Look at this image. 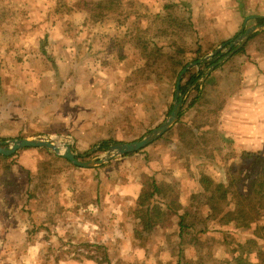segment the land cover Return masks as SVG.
<instances>
[{"label":"crops","instance_id":"0c3cea01","mask_svg":"<svg viewBox=\"0 0 264 264\" xmlns=\"http://www.w3.org/2000/svg\"><path fill=\"white\" fill-rule=\"evenodd\" d=\"M157 2L154 1L149 8L156 9L159 6ZM170 3L173 4L170 6L164 4L163 7L168 9L165 13L158 11L148 15L152 17L151 22L154 18L157 20L156 23L162 22L166 25V32L169 33L172 44L169 50L180 52L177 43H184L183 55L179 60L183 67L179 69L176 77H173L174 101L176 82L181 71L195 62L193 60L196 57L199 59L207 57L220 46H223L222 54L227 53L230 41L245 29L256 26L255 19H264V0H173ZM49 7L52 9L48 0H0V26L4 24L12 26L16 24L15 22L21 24L22 29L19 33L22 39H35L37 43L42 41L43 46L39 52L41 56H48L56 47L58 49L55 51L63 50L67 40L73 42L71 50L74 53H77V49L85 44L87 39L91 43L106 41L107 34L99 33L97 30L99 25H106L108 22L105 15L94 18L83 7H72L64 8L62 20L49 22L43 18ZM33 13L38 15L35 19ZM140 15L142 16L143 12L136 13L135 16ZM121 25L122 22L120 24L116 19L114 26L122 28ZM68 30H72L73 33L68 34ZM162 31L158 33L162 35ZM159 38L154 43L158 47L157 52L161 54L168 49L161 45L162 40L160 36ZM101 47L99 51L104 52L106 59L112 61L116 58V62L121 63L120 66L117 65L119 70L112 82L114 85L110 84L107 78V68L99 70L104 71L103 75H100L99 71L89 72L88 76L74 72L73 76L81 77L79 87L86 92L70 101L68 106L73 109L72 112L60 113L50 109L49 99L40 100L25 95L21 100L22 95L18 92L31 88L25 83L27 75L19 77L21 82L19 86L9 88L15 92L14 96L11 94V100L8 99L9 105H6L5 97L0 99V136L11 138L10 140L33 139L45 133L52 135L47 139L56 138L60 143L70 144L75 154L78 152L84 155L89 152L88 149L103 142L113 144L136 141L140 137L139 129L143 130L148 125L145 120L144 103H141V113L138 110V102L135 103V108L132 107L128 111L133 115L132 119L129 123L127 121L123 123L122 113L126 112L121 106L123 92L114 90L119 88L123 74L127 71L125 56H128L124 50L116 51L109 47L108 43ZM99 51L97 50V53H100ZM218 54L221 53L218 52L216 57ZM203 65L192 69L199 70ZM52 69L54 72L57 71V67ZM175 69L173 68L172 76H175ZM189 72L190 69L183 74L180 85ZM99 77L102 78L103 86L100 85ZM206 77L198 84L199 88L204 84L201 91L195 92L193 87L189 91L186 90L187 95L177 121L153 142L155 148L153 146L149 149L143 148L94 168L74 166L59 154L45 148H24L10 156L0 155V252L33 250L35 249L33 246L39 242L31 243L33 234L48 232V228H45L46 223L38 222L47 214L40 216L34 210V197L30 188L34 187L32 179L37 182V179H51L58 175L57 171L55 174L52 170L56 165L63 169L61 175L65 178L71 176L70 183L66 186L64 181L55 183L58 185V191L60 188L59 194L71 199L70 205L75 207L87 205L89 206L87 209L90 210L94 208L93 204L102 208L101 205L105 203H110L114 207L116 203H120L121 209H117L121 212V218L133 221L132 226L135 229L138 225L133 211L147 184L154 181L163 188L162 196L156 197L155 202L163 210L170 212L171 200L177 193L175 196V192L165 194V188L173 187L174 190V186L184 185L185 182L189 190L187 189L188 196L184 198H190L196 191L199 192L197 183L199 175L210 168L207 156L223 155L225 149H230L232 156L263 153L264 31L254 33L238 52L217 65ZM67 78L68 81L70 77ZM55 79L57 80L56 77ZM1 84L0 69V90ZM105 84H110L108 92H104ZM50 90L55 93L53 88ZM117 98L118 103L114 102ZM172 105L173 103L169 104V113ZM130 123L131 128L127 126ZM188 162L192 164L186 168L185 163ZM44 172L50 174L46 176L43 175ZM183 175H186V178L180 181ZM19 183L24 188V195L26 192L25 196L22 195L24 199L16 195L15 190ZM68 191L72 195L68 194ZM118 195H121L123 200H120ZM44 204L42 203V206L45 212H48ZM168 216H171V213ZM110 217L119 220L118 214ZM125 227L127 230V224ZM156 229L159 228L152 229L150 234ZM0 264L13 263L5 260L0 254Z\"/></svg>","mask_w":264,"mask_h":264},{"label":"rangeland","instance_id":"374dc122","mask_svg":"<svg viewBox=\"0 0 264 264\" xmlns=\"http://www.w3.org/2000/svg\"><path fill=\"white\" fill-rule=\"evenodd\" d=\"M154 1H158L159 6L156 9H150L149 7L154 4ZM159 1L48 0L52 9L49 7L43 18L48 19L49 22L62 20L64 18L62 11L72 7H83L94 18L106 16L108 20L106 25H99L97 28L99 33L107 34L106 41L91 43L87 39L85 44L77 49V53L71 50L74 46L73 42L67 40L63 50L55 51L58 47L54 45L56 48L48 56H41L39 52L43 46L42 41L37 43L35 39H22L19 33L22 29L21 24L15 22L16 24L12 26L1 25L2 90H0V99L5 97L6 105H9L11 94L13 96L15 94L9 89L10 86H19L21 83L19 77L23 78L27 75L25 83L31 89H25L27 91L22 89L18 92L22 95L21 100L25 95L40 100L49 99L50 109L60 113L72 112L73 109L68 106L70 101L74 100L77 95L82 96L86 92L79 87L81 77L73 76L74 72L88 76L89 72L96 73L107 68V78L110 80V84H113L112 82L117 77L119 70L117 67L121 63L116 62V58L109 61V58H105L104 52L99 51L102 45L108 43L109 47L116 51L124 50L128 56H125L127 71L123 74L119 88H114L116 91L123 92L121 106L126 112L122 113V122L129 123L132 119L133 115H130L128 111L134 107L135 103L138 102L140 113L141 103H144L145 120L148 125L144 127V131L139 129L140 137L136 139L139 140L156 128L169 114V104L173 103L172 72L173 68H176L180 56L183 55L184 43H177L178 50L181 49L180 52L169 50L172 44L169 40V33L166 32V25L162 22L156 23L157 20L154 18L151 22L152 17L148 14L158 11L163 14L168 10L163 7L164 4L165 6L173 4L170 3L173 0H164V3ZM142 12V16H135L136 13L142 14ZM37 16L33 13V19ZM116 19L120 24L122 22V28L114 26ZM38 30L40 31V29ZM158 31H162V35ZM67 33L71 35L73 32L68 30ZM159 36L162 40L161 45L168 49L162 53L163 55H159V52L158 54L153 53L158 49L154 42L160 39ZM153 43L154 45H152ZM187 43L189 44V41ZM97 50L100 53H97ZM119 52H117L118 55H120ZM225 54L224 52L218 54L217 58ZM52 67H57V71L54 72ZM98 73L103 75L104 71ZM67 77L71 79L69 78L67 81ZM99 79L100 85L103 86L102 78L99 77ZM110 84L104 85V92H108ZM50 88H53L55 93H52ZM9 98L10 100H8ZM118 100L119 98L114 102L118 103ZM127 126L131 128L132 125L130 123ZM49 136L52 137V135L41 133L35 138L47 139L50 138ZM10 139L0 136V142ZM152 144L154 143L145 148L149 149L150 146L155 148L156 145ZM90 149L88 150L90 151ZM225 150L223 155L207 156L210 168L206 169V173L215 183L223 184L228 190L226 201L228 200L232 209L243 208L247 217L251 218L250 225H244L243 222L246 221H239L235 211H231L228 213L233 217V223L224 228L217 227L216 222L207 220V209L203 198L200 199L199 196L193 199L184 198V196H188V186L183 182L184 185L174 186V190L173 187L165 188V194L175 192V196L177 193V196L171 200V216L164 223L165 227L156 229L153 234L139 237L132 226L133 221L121 218L120 203H116V208L110 203L102 204V208L100 205L93 204L94 208L90 210L87 209L89 207L87 205L78 207L70 205L71 199L59 194L60 188L58 191V185L56 186L55 183L64 181L66 186L70 183L71 176L65 178L64 175H61L63 169L56 165L52 170L55 174L57 171L58 175H54L51 179H37V182L32 179L34 187L30 188L34 197V210L40 216L47 214L38 222L39 224L45 222L48 232L33 234L31 243L39 241L33 246L35 248L33 250L18 252L8 250V252H0V254L13 264L14 262L16 264H227L233 257L242 258V262L239 264H264V197L252 193L251 197L247 196L250 189L253 191L255 189L251 183L255 180H263L264 152L256 154L257 157L247 159L242 155L232 156L230 149ZM75 151L77 152L76 149ZM105 151V149H98L85 155L77 152V155L81 162H87L102 156ZM189 164L192 162L185 163L186 168ZM44 174L47 176L50 172H44ZM185 176H181L179 180L184 181ZM248 184H251V187ZM15 191L17 196L24 199L26 192L24 195V188L20 183ZM68 194L72 195L70 191ZM194 194H198V191ZM118 197L123 200L121 195ZM42 203H45L48 212H45ZM235 204L237 205L235 206ZM115 214H118L119 220L110 217ZM182 214L187 215L185 225L188 228L183 229L182 236H179L178 216ZM229 228H231L230 234L223 235L222 233L227 232ZM204 230L206 232H203Z\"/></svg>","mask_w":264,"mask_h":264},{"label":"trees","instance_id":"16d2710c","mask_svg":"<svg viewBox=\"0 0 264 264\" xmlns=\"http://www.w3.org/2000/svg\"><path fill=\"white\" fill-rule=\"evenodd\" d=\"M255 20L257 25L264 24V19L257 18ZM167 23H169V21ZM153 53L158 54L157 51H153ZM159 55H163V54L159 53ZM223 56L224 55H220L214 61L204 64V66L199 70H195V69L190 70L185 81L182 83V85H180L179 88L180 91L182 93H185L186 90L192 85H194L196 81L200 78V76L203 75L202 72L203 69L216 64ZM197 60H199V57H196L193 61H197ZM176 66L177 67L174 72L175 76L173 75V77H176V75L179 72V69L183 67L182 64H180L179 62H177ZM199 87L200 86L196 84L193 87V90L195 92L201 91L202 88L204 87V84L202 85L201 88ZM108 145L109 144L107 142H103L102 144H100L99 149L106 150ZM242 157L250 159L252 157H257V155L252 153H243ZM197 183L199 185L200 192H198V194H192L190 198L193 199L194 197L199 196L200 199L203 198L205 200L204 205H206V209H207L206 212L207 220L214 221L216 222L217 227L224 228L225 226H228L229 224L233 223L234 220L233 217H231L228 212L235 211V214L237 216V219H239V221L242 222L246 221L249 224L243 222L244 225L246 226L250 225L249 221L251 220V218L247 217V214L245 213L244 209L243 208H239L238 210L232 209V206L230 205L228 200L226 201L228 190L223 186V184L215 183L211 179L209 174L206 172H202L199 175ZM251 184L253 188L255 187V189L254 191L253 189H250L247 193V196L251 197V193H252L254 195H260V197L261 196L264 197V175H263V180H255ZM251 184H248V186L251 187ZM162 190L163 188L153 181L152 183L144 186V189L142 190V193L140 194V197L136 202V208L133 211V216L136 219L138 225V228H135V233H137L139 237L149 235L151 233V230L154 228L165 227L164 223L167 222L168 219L170 218V216L168 215L169 213H171V211L168 212L166 209L163 210L161 206L157 205L155 202L156 197L159 198L162 196ZM236 205L237 204H235V206ZM186 217H187L186 214H182L178 216L179 236H182L183 229L188 228L187 225H185ZM229 231H231V228H229L227 232H223V233L220 232V233H222L223 235H228L230 234ZM203 232H206V230H204ZM231 259L232 260L227 262V264H235V263L239 264V262H242V258L239 257H233Z\"/></svg>","mask_w":264,"mask_h":264},{"label":"water","instance_id":"95a60500","mask_svg":"<svg viewBox=\"0 0 264 264\" xmlns=\"http://www.w3.org/2000/svg\"><path fill=\"white\" fill-rule=\"evenodd\" d=\"M264 31V24L252 26L250 28L245 29L241 34L238 35L235 39L229 42L228 48L226 49L227 53L224 57H222L216 64L211 65L202 76L196 81L194 85L189 87L187 91H189L192 87H194L196 84H201L205 77L215 68L217 65L224 62L228 57L232 56L234 53L238 52L243 45L248 41V39L256 32ZM222 47L220 46L217 50H215L214 53L211 55L204 57L202 59H199L195 62L190 63L187 67H185L179 77L177 78L176 82V89L174 93V101L171 108V111L168 115V117L165 119V121L158 126L157 128L151 130L149 133L145 134L142 138L139 140L128 142V143H113L109 144L104 154L98 158H95L93 160H89L87 162H81L79 160V156L75 154L70 144H63L60 143L59 140L55 139H41V138H33V139H13L8 140L6 142H0V155L2 156H10L13 155L16 151L24 149V148H45L48 150H51L60 156H62L64 159L69 161L71 164L77 167L81 168H94L98 167L100 165H103L107 162H109L112 159H115L117 157L135 153L154 141L158 140L169 128L177 121L180 109L183 104V100L186 93H182L180 91V81L183 76V74L193 68V67H200L206 62L214 61L217 57L216 54L219 52L222 54ZM232 48V49H231ZM99 146L94 147L92 150L88 152V154L96 151L99 149ZM84 156V155H83ZM80 156V157H83Z\"/></svg>","mask_w":264,"mask_h":264}]
</instances>
